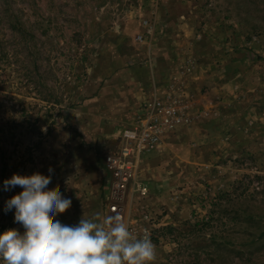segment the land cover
I'll return each mask as SVG.
<instances>
[{"label":"rangeland","instance_id":"1","mask_svg":"<svg viewBox=\"0 0 264 264\" xmlns=\"http://www.w3.org/2000/svg\"><path fill=\"white\" fill-rule=\"evenodd\" d=\"M154 95L190 120L142 163L153 264H264V0H0V232L14 173L54 170L62 224L116 215L106 155Z\"/></svg>","mask_w":264,"mask_h":264},{"label":"clouds","instance_id":"2","mask_svg":"<svg viewBox=\"0 0 264 264\" xmlns=\"http://www.w3.org/2000/svg\"><path fill=\"white\" fill-rule=\"evenodd\" d=\"M54 170L24 175L14 173L3 190L21 191L5 201L4 211H14V222L24 231L0 232V264H153L156 248L150 234H132L120 215L81 218L76 225L53 219L71 207L70 198L52 192Z\"/></svg>","mask_w":264,"mask_h":264},{"label":"built area","instance_id":"3","mask_svg":"<svg viewBox=\"0 0 264 264\" xmlns=\"http://www.w3.org/2000/svg\"><path fill=\"white\" fill-rule=\"evenodd\" d=\"M189 120L186 110L176 99L159 95L146 98L133 122L123 130L122 145L106 155L107 169L112 177L109 208L125 219L132 234L141 233L142 236L145 231L150 234L155 226L152 214L145 206L149 187L140 174L144 157L162 143L166 134ZM126 197L130 199V205H137L142 220L150 224L142 225L132 218V212L126 213L122 205Z\"/></svg>","mask_w":264,"mask_h":264},{"label":"crops","instance_id":"4","mask_svg":"<svg viewBox=\"0 0 264 264\" xmlns=\"http://www.w3.org/2000/svg\"><path fill=\"white\" fill-rule=\"evenodd\" d=\"M140 106H141V105H140ZM140 106H139V110H140ZM147 154H148L147 157H149V156L153 157V159H151V163H152V164H156V163L160 162L161 159L163 158V151H162V149H160L159 146H158L156 149L150 151V152L147 153ZM147 154H146V155H147ZM100 202H101V201H100V199H99V200H98V203H100Z\"/></svg>","mask_w":264,"mask_h":264},{"label":"trees","instance_id":"5","mask_svg":"<svg viewBox=\"0 0 264 264\" xmlns=\"http://www.w3.org/2000/svg\"><path fill=\"white\" fill-rule=\"evenodd\" d=\"M19 22H20V20H19Z\"/></svg>","mask_w":264,"mask_h":264}]
</instances>
